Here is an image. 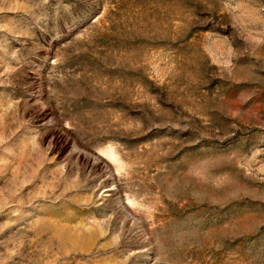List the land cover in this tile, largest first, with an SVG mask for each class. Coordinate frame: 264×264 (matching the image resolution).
<instances>
[{
  "label": "rangeland",
  "instance_id": "374dc122",
  "mask_svg": "<svg viewBox=\"0 0 264 264\" xmlns=\"http://www.w3.org/2000/svg\"><path fill=\"white\" fill-rule=\"evenodd\" d=\"M0 264H264V0H0Z\"/></svg>",
  "mask_w": 264,
  "mask_h": 264
},
{
  "label": "clouds",
  "instance_id": "9594fccd",
  "mask_svg": "<svg viewBox=\"0 0 264 264\" xmlns=\"http://www.w3.org/2000/svg\"><path fill=\"white\" fill-rule=\"evenodd\" d=\"M195 163H200L199 161L195 162Z\"/></svg>",
  "mask_w": 264,
  "mask_h": 264
}]
</instances>
